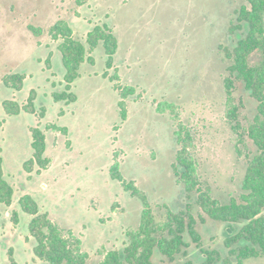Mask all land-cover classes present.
I'll return each instance as SVG.
<instances>
[{
    "label": "rangeland",
    "instance_id": "374dc122",
    "mask_svg": "<svg viewBox=\"0 0 264 264\" xmlns=\"http://www.w3.org/2000/svg\"><path fill=\"white\" fill-rule=\"evenodd\" d=\"M79 1L0 0V150L4 178L14 197L30 194L59 226L80 238L81 249L89 253L87 264H96L106 250L122 248L125 231L137 229L141 219L142 200L112 177L116 160L118 174L145 195L157 224L164 225L169 212L191 214L200 247L226 256L224 241L240 224L210 218L197 203V193L187 198L174 165L181 151L195 166L196 188L218 204L241 198L247 160L256 152L247 126L257 102L237 80L227 98L224 79L231 61L224 50L244 32L230 33L229 26L246 0ZM110 14L124 44H131L129 75L135 81L127 85L123 66L119 75L113 66L106 69L99 44L90 54L94 63L84 64L75 83L73 92L79 100L68 107L50 106L43 93L51 88V73L62 66L58 49L50 59L45 56V43L52 41L50 27L66 19L79 39L88 21L104 23ZM15 72L26 76L20 90L2 82L4 75ZM89 72L98 75L89 77ZM127 86L134 91L124 99L127 112L122 119L117 100ZM32 89L38 93L36 104L45 109L44 120L57 124L60 107L82 115L86 124L77 135L80 144L71 149L59 136L58 147L48 152L50 168L28 177L23 161L32 153L27 125L34 120L33 113L7 115L3 102L25 103ZM231 108L233 119L227 115ZM175 130H180L178 142ZM4 209L0 203V264H11L10 247L18 264H45L33 254L31 216L17 205L18 224L13 229L11 217L3 218ZM185 239L190 241L188 235ZM187 259L200 264L204 255L193 243L188 255L174 262L157 249L153 255L155 264H183ZM243 264H264V258H249Z\"/></svg>",
    "mask_w": 264,
    "mask_h": 264
},
{
    "label": "trees",
    "instance_id": "16d2710c",
    "mask_svg": "<svg viewBox=\"0 0 264 264\" xmlns=\"http://www.w3.org/2000/svg\"><path fill=\"white\" fill-rule=\"evenodd\" d=\"M85 1L80 0L79 4ZM246 2L247 4L235 10V17L229 26L230 33L243 29L244 32L231 49L224 50L225 57L231 61L228 66L229 76L224 79L227 98L230 99L234 80H237L257 102L256 113L247 126V135L255 145L256 152L247 160L241 198L232 199L227 204H218L216 200L209 198L206 192L196 188L195 166L181 151H177L174 165L175 175L183 182L187 198L192 193H197V203L210 218L240 224L224 241L226 256H222L216 249L200 247L201 238L194 227L195 221L191 214L169 212L165 224H157L147 198L133 182H126L121 178L117 170L118 163L114 159L111 166L112 177L120 181L125 191L142 200L141 219L137 229L125 231L126 241L122 248L106 250L103 258L96 264H155L153 255L156 249L170 262H174L178 256L188 255L191 243L204 255L200 264H243L249 258H264V0ZM49 35L52 40H59L58 50L65 71L63 89L52 93L53 100L75 102L77 95L72 91V84L80 76L81 64L85 61L93 64L94 59L90 54L101 44L106 56V69L112 67L118 47L117 37L107 23H97L86 34L85 42H82L74 37L69 22L63 18L50 27ZM255 55H258V60L251 61ZM114 78L117 76L110 79ZM24 79L25 74L15 72L4 75L2 82L8 88L20 90ZM133 91V87L127 86L119 97L118 107L122 119L126 118L127 112L124 99ZM35 97L36 92L32 89L25 103L4 100L5 113L17 115L24 111L36 114L37 119H42L45 109L35 107ZM160 106L161 104L158 105V111L161 110ZM232 108L227 112L231 119L235 116ZM44 128H41L39 123L30 127L32 156L23 163V169L27 173H39L50 164V159L45 155V130L60 128L55 123H48ZM174 136L177 142L180 141V130H175ZM13 199L14 189L4 178L0 150V203L10 207ZM17 204L23 212L31 216L29 235L34 240L32 249L37 259L45 264H87L89 253L81 249V240L72 230L60 227L49 217L47 211L41 210L38 202L28 193L19 196ZM10 217L14 225L18 223L17 210L12 209ZM186 235L190 241L185 239ZM9 257L11 264H15L11 250ZM183 264H192V261L187 259Z\"/></svg>",
    "mask_w": 264,
    "mask_h": 264
},
{
    "label": "crops",
    "instance_id": "0c3cea01",
    "mask_svg": "<svg viewBox=\"0 0 264 264\" xmlns=\"http://www.w3.org/2000/svg\"><path fill=\"white\" fill-rule=\"evenodd\" d=\"M111 14H112V10H111ZM111 14L109 15V19L107 21L102 20L101 22H104L105 21L104 23H109V25L112 27V30L115 33L116 37H117L118 47H117V51H116V53L114 55V58H113L112 66L114 68H116L117 75H119L118 72L121 69L120 66H123L124 67V70H125V74L124 75L127 77L126 78V83H127V81L128 82H132V81H135L129 75V71L131 70L130 69V64H129L131 59L129 58V55H131V52L130 51H132L131 50L132 47H131V44H128V43L127 44H124V35H123L122 31H119L118 32V30L116 29L114 23L111 20ZM77 19H79V17ZM89 22L90 21H88L87 27L83 31V37H78L80 40H84L86 34L93 28V26L95 24L98 23V22H91V23H89ZM69 24H70V26H71V28L73 30V35L76 36L75 35L76 30L74 29L72 23H69ZM52 41H54V40H52ZM52 41L49 42V44L48 43H45V47L48 49L47 53L45 54L47 60L50 59L53 56L54 50L55 49H58V44L56 42H52ZM50 43H51V46H50ZM94 50L92 52V55L94 53ZM59 53H60V51H59ZM59 55H60V61H61V64H62L61 53ZM104 55H105V53H104ZM104 59L106 61V56H104ZM84 64H90V63L87 62V61H85V62H83L81 64L80 70H79L80 71V76L73 82V84H72V91H74L75 83L76 82L78 83V81H80L79 79L82 77V72L81 71H82V67L84 66ZM49 67L51 69L52 65L49 64ZM64 73H65V71H64L63 64H62V66L59 65L58 73H53V72L51 73L52 74V77L50 79L51 88L49 90H47L46 92L43 93V95L45 96V98L48 99L50 106H53V103H55L56 105H58L59 103H63L64 105H67V107H68L71 104H75L79 100V95H77L76 101L75 102H72V103H66L65 101H57V102H55L53 100L52 93L54 91H59V90H62L63 89V86H64V80H63ZM87 75L89 77H92V76H97L98 74L97 73H94V72H89V73H87ZM100 75L102 76V73H100ZM25 78H26V76H25ZM47 80H49V78ZM110 85H111V83H110ZM127 85H129V84L127 83ZM111 87H112V85H111ZM37 98H38V93H36V97H35L34 103H35V107L36 108H40L42 105L36 104L37 103L36 100H38ZM117 104H118V100H117ZM21 113L22 112H20L17 115H20ZM67 114H70L71 117L70 118H68V117L66 118V115ZM31 115H33L34 120L33 121L32 120H29L30 123L27 125V128H28L29 133H30V127L35 126L37 123H39L40 127L43 128V129H45L44 127H45L46 124H48V123H54L53 121L44 120V117L39 120V119H37V117H36L35 114H31ZM55 120L57 121V124L56 123L55 124L60 129H48V130H45V141H46L45 155L49 159H50V157H49L50 155L48 154V152H49V150H51V152H52V150H54L55 148L58 147V145H59V136L60 137L61 136H64V138H66V144H67L68 147L70 146L71 149H72V147H74L76 145V143L77 144H80V141L81 140L78 139V136H79L78 133L79 132L80 133L83 132V130L85 128V124H86V122H82V115H75L74 112H70L69 110H64L63 108L60 109V107L57 109V113H56ZM62 129H64V131H62ZM30 137H31V134H30ZM30 143H31V138H30ZM31 156H32V153H31ZM29 158H27V159H29ZM23 163H24V161H23ZM50 166H51V159H50V164H49V166L46 169L41 170L39 173H36L35 171H33V172H35L36 174H40L42 171L48 170L50 168ZM3 168H4V161H3ZM3 170H5V169H3ZM3 172H5V171H3ZM33 172H31V173H27L26 172V173L28 175H30ZM21 195L22 194H19L16 197H14L13 203L11 204L10 207H6L4 205L5 206V209H4V212H3V218L4 219H9L10 218V213H11L10 211L12 209H15V210L17 209V205H18L17 204V201H18L19 196H21ZM40 208H41V206H40ZM41 210H43V209L41 208ZM43 211H45V210H43ZM49 217L51 218L50 215H49ZM17 224H15V225L12 224L13 229H15V227L17 226ZM9 250H11V256H12V259H13V256H14L13 254L14 253H13L12 247H10ZM8 254H9V251H8ZM9 260H10V258H9ZM13 261L15 262V264H18L14 259H13ZM10 262H11V260H10Z\"/></svg>",
    "mask_w": 264,
    "mask_h": 264
}]
</instances>
